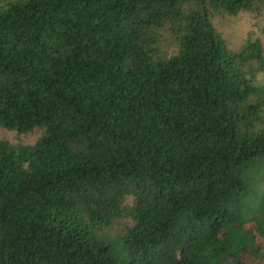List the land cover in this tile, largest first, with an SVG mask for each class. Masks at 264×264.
<instances>
[{
    "label": "trees",
    "instance_id": "1",
    "mask_svg": "<svg viewBox=\"0 0 264 264\" xmlns=\"http://www.w3.org/2000/svg\"><path fill=\"white\" fill-rule=\"evenodd\" d=\"M261 4L0 0V264H264Z\"/></svg>",
    "mask_w": 264,
    "mask_h": 264
},
{
    "label": "rangeland",
    "instance_id": "2",
    "mask_svg": "<svg viewBox=\"0 0 264 264\" xmlns=\"http://www.w3.org/2000/svg\"><path fill=\"white\" fill-rule=\"evenodd\" d=\"M212 23L232 51L239 50L249 37L259 40L264 47V4L252 12L240 13L237 16H216ZM257 80L264 85V74H260ZM40 135L41 130L19 135L0 129V140L8 141L12 145L32 146ZM127 203L129 204L130 200ZM122 224H129V221L123 220L120 226Z\"/></svg>",
    "mask_w": 264,
    "mask_h": 264
}]
</instances>
